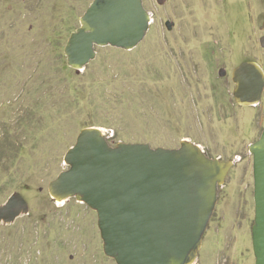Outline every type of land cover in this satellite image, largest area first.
Wrapping results in <instances>:
<instances>
[{"label":"rangeland","instance_id":"1","mask_svg":"<svg viewBox=\"0 0 264 264\" xmlns=\"http://www.w3.org/2000/svg\"><path fill=\"white\" fill-rule=\"evenodd\" d=\"M91 1L0 0V204L13 192L28 203L0 222V264H116L96 212L47 190L92 125L112 144L190 139L234 160L193 264H254L249 144L264 128V88L256 105H239L231 74L244 60L264 70L261 0H143L151 20L138 45L98 47L76 72L63 47Z\"/></svg>","mask_w":264,"mask_h":264},{"label":"water","instance_id":"2","mask_svg":"<svg viewBox=\"0 0 264 264\" xmlns=\"http://www.w3.org/2000/svg\"><path fill=\"white\" fill-rule=\"evenodd\" d=\"M150 20L143 0H92L64 44L67 64L79 72L96 57L98 47L133 49ZM165 24L172 26L169 20ZM231 77L236 103L256 105L264 88L261 64L244 60ZM249 151L254 264H264V128ZM63 160L67 168L48 182V193L57 201L75 198L96 212L103 251L116 264H193L215 210L218 187L234 164L208 155L190 139L175 147L141 141L112 144L102 128L93 125L81 128ZM24 213L28 203L19 192L0 204V222L11 223Z\"/></svg>","mask_w":264,"mask_h":264},{"label":"flooded vegetation","instance_id":"3","mask_svg":"<svg viewBox=\"0 0 264 264\" xmlns=\"http://www.w3.org/2000/svg\"><path fill=\"white\" fill-rule=\"evenodd\" d=\"M261 5H260V14H261V20H260V25H259V42L261 45V49L264 51V0H261ZM241 6H242V0H241ZM28 214V213H27ZM205 235V234H204ZM203 241H204V236H203ZM199 256V253H198Z\"/></svg>","mask_w":264,"mask_h":264}]
</instances>
